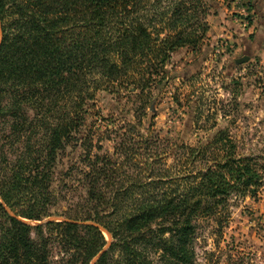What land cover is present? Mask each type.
I'll list each match as a JSON object with an SVG mask.
<instances>
[{"label":"trees","instance_id":"1","mask_svg":"<svg viewBox=\"0 0 264 264\" xmlns=\"http://www.w3.org/2000/svg\"><path fill=\"white\" fill-rule=\"evenodd\" d=\"M206 17L204 0H0V132L16 138L14 159L2 151L0 264H91L103 251L96 264H196L201 221L216 220L234 194L256 196L257 165L222 132L184 151L171 174L139 180L122 171L121 149L92 155L102 139L86 120L97 95L167 78L175 52L199 48ZM70 147L79 160L54 188ZM166 154L142 164L155 171ZM64 187L81 191V208L45 222Z\"/></svg>","mask_w":264,"mask_h":264},{"label":"rangeland","instance_id":"2","mask_svg":"<svg viewBox=\"0 0 264 264\" xmlns=\"http://www.w3.org/2000/svg\"><path fill=\"white\" fill-rule=\"evenodd\" d=\"M204 1L203 41L199 48L184 47L173 54L167 62V78L144 90L97 95L86 120L95 134L94 143L102 139L101 150L93 149L92 155L117 154L121 149L117 158L122 171L139 180L153 173L171 174L184 151L207 145L222 132L238 154L253 159L262 180L255 197L234 194L216 220L201 221L194 242L196 264H264V0ZM243 57L249 61L235 63ZM30 111L34 116L36 112ZM45 117L52 125L57 114L45 113ZM39 129L46 131L43 126ZM15 140L7 126L1 129L0 170L6 164L2 151L14 159ZM157 152L167 153L165 164H153V171L142 162L152 163ZM79 154L70 147L60 155L52 174L54 188ZM63 189L66 200L51 208L52 216L45 222L62 221L81 208V191ZM102 231L110 241L107 231Z\"/></svg>","mask_w":264,"mask_h":264},{"label":"water","instance_id":"3","mask_svg":"<svg viewBox=\"0 0 264 264\" xmlns=\"http://www.w3.org/2000/svg\"><path fill=\"white\" fill-rule=\"evenodd\" d=\"M249 61V57H243V58H240V59H237L235 60V63L236 64H243V63H246ZM52 221H58L57 219H50ZM102 229V228H101ZM104 230V229H102ZM104 252V251H103ZM103 252H101L92 262V264H96L98 262V260L100 259V257L102 256Z\"/></svg>","mask_w":264,"mask_h":264}]
</instances>
